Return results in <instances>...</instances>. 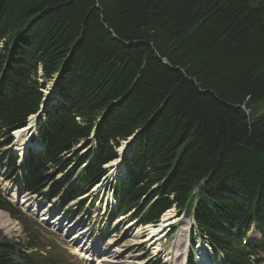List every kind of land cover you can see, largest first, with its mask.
I'll return each instance as SVG.
<instances>
[{"label":"trees","instance_id":"1","mask_svg":"<svg viewBox=\"0 0 264 264\" xmlns=\"http://www.w3.org/2000/svg\"><path fill=\"white\" fill-rule=\"evenodd\" d=\"M58 73L38 133L46 149L29 152L23 190L40 193L72 165L52 190L77 174L66 205L139 133L114 215L136 209L140 223H158L176 207L194 215L192 240L196 229L230 264H264V0H0V149ZM3 159L18 169L17 155ZM0 209L25 223L1 191ZM26 222L37 250L0 233V264H70L38 251ZM252 224L262 238L244 243Z\"/></svg>","mask_w":264,"mask_h":264},{"label":"rangeland","instance_id":"2","mask_svg":"<svg viewBox=\"0 0 264 264\" xmlns=\"http://www.w3.org/2000/svg\"><path fill=\"white\" fill-rule=\"evenodd\" d=\"M40 81L43 82L45 80L39 78V82ZM55 84H57V82H55L54 79L50 80L47 82L46 88L43 89L45 94L48 95L47 100L49 102L53 98L52 94H54L53 90L55 88ZM258 102H259L258 103L259 108L261 109L264 108V98L260 99V101ZM13 138L14 140L12 145L5 148L3 152L7 150L10 153H17L19 155L18 151L19 148L22 147L21 146L22 141L19 140L18 138L15 137ZM128 144L129 141L127 143L123 142L121 147L125 148V150L127 151L129 148ZM81 146L82 143L77 145L76 149L80 148ZM121 147H120V152H121ZM3 152L0 153V161L1 158L3 157ZM9 152L7 153L10 154ZM23 152L24 149L22 150L21 154ZM118 165H121V163H118ZM65 176L66 174H59L55 181L61 180ZM111 177L112 176L109 175L107 177V180L104 182V184L108 182H112ZM20 180H21L20 175L17 176L15 171L12 168H10L9 165L0 162V190L3 193V195L6 197V199H9L17 207L23 210V214H24L23 219L25 221L23 225L22 222L11 217L8 212L0 211V233L8 238H12L15 240L20 238L21 241L23 242L22 246L24 244V247H26L27 243L31 242L28 240L29 236L26 229V225L28 224L26 221L31 222L33 220L34 221L33 225L35 226L33 227V229H36L38 232L37 238L40 245L39 247H41L43 244L44 246H46L47 244L50 243L48 241L58 242V244H60L67 251V253L60 252V254L68 257L72 262V264H98L99 262H101L100 260L106 257L102 255L99 261H96V259L91 260V258H89L87 255L86 256L81 255V258L78 257L75 254L76 247L80 248L82 246V243H84V241L87 243L86 246L84 247L85 249L94 247L98 251L100 250L99 247H101L103 251L107 250V252L110 253L108 255L110 257L112 256L117 257L119 254H121V256L116 259L110 258L112 259V261L113 260L115 261L113 264H155L157 260L161 259L162 261H164L162 257L164 254L168 255V257L172 256L173 255L172 249L173 248L176 249L178 243V233L180 232V229L182 227L181 222H178L175 225L170 224L168 226L167 230H169V228L171 229L173 226L176 228H174L170 232V235L168 237L164 235L162 236L161 238L162 240L160 242L162 243L163 249H165V251L161 255L154 256L153 250L151 249L153 247L152 243H150L148 240L146 241L145 239L148 233L146 230L147 227H145L146 229H143V227L139 225L130 226V224H128L131 223L129 218H125V220L123 219V221L120 224L117 222H112L109 219V216L105 214L104 206L106 202L102 205L100 202L97 201L94 208L90 205V200H88L86 208L83 210L82 213V216L84 217L81 220H79L80 217L77 218L73 217V215L75 214V210L77 208V203L79 201H76V204L71 203L70 206L72 207L74 206V207L67 213H65L66 209L62 213H58V211L60 210V206L58 203L59 200L57 199L49 200V197L45 196L49 192L48 189L44 190V194L46 192L45 195L36 196V195L28 194L27 200H25L26 198L25 197L24 202H21V200L19 201L18 193L20 192L19 190L20 186H18V183ZM102 193L103 191L99 192L98 194L100 195ZM93 195H95V193H93ZM171 209H173V213L176 219L179 220L183 219L184 216L183 215L180 216L181 214L178 212V210L175 207H172ZM167 211H165L164 213H166ZM105 215L106 218L103 217ZM163 215L164 214H162L158 223H153V224H155L156 226L159 225L161 223ZM83 227L84 230L82 232H84L85 235L91 234L90 237H85L84 235H81L80 231H78ZM188 234H189V230H188ZM184 235L186 236L185 232ZM79 236H81L80 238L83 239V241L80 240V238H78ZM255 236H258V233H254V234L251 233V235L247 239H253ZM76 239L77 241H75ZM196 241H198V238L196 239ZM196 244H197V248L201 246L200 242H196ZM182 245L185 246V244ZM51 249H53L52 246ZM56 249L58 248L56 247ZM179 249L181 248H178V250ZM25 251L30 252L32 251V249H26ZM194 253L197 254V251H194ZM172 260L173 259H171V261H169L168 264L178 263L180 257L174 259V262H172Z\"/></svg>","mask_w":264,"mask_h":264},{"label":"bare ground","instance_id":"3","mask_svg":"<svg viewBox=\"0 0 264 264\" xmlns=\"http://www.w3.org/2000/svg\"><path fill=\"white\" fill-rule=\"evenodd\" d=\"M41 118H43V115L40 113L32 115L30 117V120H29L30 125L28 127L24 128V129H19V130L14 132V135L17 136L19 138V140L22 141V145H21L22 147L19 148V151L21 150L20 154H21L22 150L25 148V145L30 143V139H29L30 136H29V132H28L30 127L37 126V124L40 122ZM33 143H34V147H41V143L39 141H33ZM24 152H25V149H24ZM20 162H21V160H20ZM118 163H121L120 159L113 160L111 162V164H107V165H118ZM178 222L182 223V227L180 229V232L178 233V243L177 244H180L181 247H183V249H182L183 255H185L184 253H187V249H188L187 240H188V238H187L186 230L188 231V229L190 228L189 220H186L185 218L180 219V220L176 219V217L174 216V213H173V209H171V210L167 211L166 213H164L163 218L161 220V223L159 225H157V226L156 225H150V226H147V229L145 227H143V229H146L148 232L147 233L148 238H146V241L148 240L150 243H152L153 247L151 249L153 250L154 254H159L160 252H162V250H161L162 244L160 243V241L162 240L161 238L163 235L166 236V234H164V232L166 231L168 226L170 224L175 225ZM184 232L186 233V236L184 235ZM182 244H185V246H183ZM172 251H173V258L172 259L174 260L179 251L177 250V248L176 249L173 248ZM182 254L180 256V260H178V263H176V264H184ZM175 262H177V261H175ZM112 263H114V262H112ZM98 264H110V262L101 260V262H99ZM198 264H200V262H198ZM202 264H204V263L202 262Z\"/></svg>","mask_w":264,"mask_h":264},{"label":"water","instance_id":"4","mask_svg":"<svg viewBox=\"0 0 264 264\" xmlns=\"http://www.w3.org/2000/svg\"><path fill=\"white\" fill-rule=\"evenodd\" d=\"M60 76H61V73L57 74V77H56L55 82L57 81V78H59ZM45 109H46V104H44V105L42 106L41 111L38 112V113L44 115L45 112H46ZM38 127H39V124H38V126L36 127V130H35V131H37ZM134 140H136V136L134 137ZM124 158H125V155L122 156V159H123V160H124Z\"/></svg>","mask_w":264,"mask_h":264},{"label":"snow or ice","instance_id":"5","mask_svg":"<svg viewBox=\"0 0 264 264\" xmlns=\"http://www.w3.org/2000/svg\"><path fill=\"white\" fill-rule=\"evenodd\" d=\"M129 139H131V137Z\"/></svg>","mask_w":264,"mask_h":264}]
</instances>
